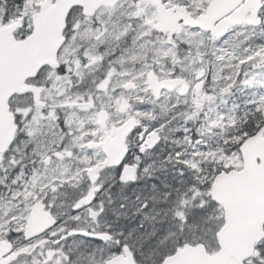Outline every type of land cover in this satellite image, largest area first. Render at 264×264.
I'll list each match as a JSON object with an SVG mask.
<instances>
[{
  "label": "snow or ice",
  "instance_id": "1",
  "mask_svg": "<svg viewBox=\"0 0 264 264\" xmlns=\"http://www.w3.org/2000/svg\"><path fill=\"white\" fill-rule=\"evenodd\" d=\"M0 264H264V0H0Z\"/></svg>",
  "mask_w": 264,
  "mask_h": 264
}]
</instances>
